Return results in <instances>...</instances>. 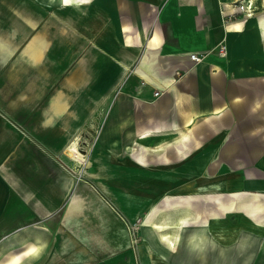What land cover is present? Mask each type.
<instances>
[{
  "label": "crops",
  "instance_id": "crops-1",
  "mask_svg": "<svg viewBox=\"0 0 264 264\" xmlns=\"http://www.w3.org/2000/svg\"><path fill=\"white\" fill-rule=\"evenodd\" d=\"M51 1L58 10L39 32V100L44 86L62 80L38 109L36 131L55 154L78 141L84 158H71L84 166L90 145L86 141L82 151V133L99 134L100 155L87 163L93 173L86 175L98 180V190L110 199L93 185L75 189L73 201L95 196L98 204L87 202L83 220L73 205L67 206L58 227L57 200L37 202L39 226L4 237L0 264L19 248L20 264H264V198L237 183L241 166L258 167L264 177V73L256 78L258 85L245 75L252 65L264 72L262 59L254 58L264 52V32L257 27L264 10L229 19L236 12L232 0ZM13 3L0 0V67L13 44L27 36L20 26L22 21L27 26V8L6 12ZM240 21L243 31L238 33ZM192 54L199 60H191ZM19 65H10L7 77L13 79L11 68ZM0 89L2 105L22 120L23 93L14 94L1 83ZM113 92L114 100L104 105ZM257 105L261 110L255 113ZM203 116L217 131L229 132L217 154L195 148L194 133L212 131ZM195 119L197 125L189 127ZM162 136L166 140L153 149ZM11 141L9 132L0 136V145ZM35 158L25 147L4 158L0 171L9 187L39 198L41 165ZM59 177L63 186H47V196L59 198L69 190L72 178ZM4 180L0 212L10 191ZM176 198L180 203H172ZM177 209L184 211L182 221L164 225V232L175 236L159 239L154 225L162 213L171 219ZM77 220L83 223V237L75 233ZM140 220L135 248L131 227ZM221 229L229 231L227 236Z\"/></svg>",
  "mask_w": 264,
  "mask_h": 264
},
{
  "label": "rangeland",
  "instance_id": "rangeland-1",
  "mask_svg": "<svg viewBox=\"0 0 264 264\" xmlns=\"http://www.w3.org/2000/svg\"><path fill=\"white\" fill-rule=\"evenodd\" d=\"M13 2L17 4H12L9 8V5L6 6L5 11L6 12H16V10L21 9L22 12L27 8V26L25 27V22H20V26L22 28V32L24 34V30H27V36L22 37L20 39L21 41L16 45L13 44L12 51L10 53L9 58L4 62L2 67H0V83L2 86L7 87L10 89V91L14 94L19 95L20 93H23V99L20 100V103L24 105V117L22 120H18L17 118H14L9 114V112L6 110L7 106L5 107L0 102V136H2L5 132L11 133L12 141L8 145H0V168L2 165V161L4 158H8L11 156L14 152H20L23 148H29L30 153L35 156L40 165L39 166V185H41V189H39V193L43 194L39 196V198L35 195H31L30 192L29 195H23L18 193V190L14 189L13 187H9L7 180H4V174L0 171V182L3 183V180L5 182L6 190L8 191V194L6 197H4V204L1 207L0 212V241L20 230L24 227L39 226V213L35 210L36 206L35 204L37 202H43L44 204H47L48 202L51 203V200H57L56 205H60V208L55 212L54 216L56 217V220H58V224H54L55 227L62 225V220L65 218L67 206L71 207V205L76 208V215L83 220L82 215L83 211L85 210L87 205L91 202L92 206H95L98 204L97 198L95 196H87V197H76L73 201V195L75 193V189L81 188L82 186L88 187V185H93L98 190L99 185L97 184L98 180L94 182L93 180L89 179V177L86 174L93 173V169L87 165V163L93 162L95 159V156L100 155V150L97 149V142L99 134L97 133H82L83 138L80 140V145L83 147L82 151H85V146H87L86 141L90 145V150L87 152V158L84 163L86 165H81V163L76 162L73 160L69 155L66 153L58 152L55 154V152L51 149H49L46 145H44L39 140V133L36 131V125H38V115H39V108H41L43 105H46L52 94L53 91H55L58 87H60L62 79L56 80L53 84H49L47 86H44V92L43 98L39 100V32L42 28H46L50 25L51 19L54 18L55 11L58 10V5L55 4L51 0H40L43 1L44 4H39V0H28V4H20L18 3V0H12ZM259 1L262 2L263 6L261 9V5H259ZM257 9L254 13L257 15L261 13V11L264 10V0H255ZM258 2V3H257ZM20 4V5H19ZM242 18H245V13L238 12L236 15H240ZM12 23L15 22L14 20L11 21ZM11 22H5L7 25ZM11 23V24H12ZM239 30L238 33L243 31V21H240L239 23ZM15 27V26H14ZM14 40V39H13ZM94 45V44H93ZM27 48V49H25ZM25 49V51H24ZM24 51V52H23ZM22 55V58L20 57ZM24 57L26 58L24 62ZM21 58V59H19ZM254 58H260L263 61L264 64V52L260 53L259 56H255ZM16 62L20 63L19 67L15 70L12 66V72H13V79L7 77V71H9L8 67L12 64H15ZM251 67V66H250ZM243 71V69H241ZM261 70V69H260ZM253 67L252 65V71L251 73L246 71L245 75L252 76L253 82H255V85H258L256 78L263 79V71H260ZM5 74V75H4ZM4 75V77H3ZM16 78V79H15ZM264 81V80H263ZM1 90V89H0ZM115 93H111L109 96V101H106L104 105H108L109 102H112L114 100ZM111 100V101H110ZM78 107L83 105V102L79 104V102L75 103ZM108 107V106H107ZM81 110L84 112L83 106L80 107ZM261 110V109H260ZM259 107L253 108V112L258 113ZM263 111V109H262ZM81 112V113H83ZM109 113V111H108ZM264 114V113H263ZM108 116V115H107ZM259 118V117H258ZM262 118V117H260ZM109 119V118H108ZM200 119H203L205 122V126H207L212 131L210 132H200V133H194L193 139L195 148L197 151H204L207 149H210L211 151H214V153H218L219 148H222V144L227 140L229 132H222L217 131V126L210 123L206 116L201 117ZM126 126V122L124 123ZM197 125V119L192 123V125H189V127L194 128ZM194 126V127H193ZM115 128V127H114ZM111 129V131H114L115 129ZM254 136H258L257 132L253 133ZM85 139V140H84ZM3 146V147H2ZM7 146L9 148H7ZM210 146L211 148H205ZM6 147V149H4ZM205 148V149H204ZM114 159V157H112ZM83 163V164H84ZM243 167V168H242ZM73 171H72V170ZM242 170V175L240 177V181L237 180L238 185H244L249 192L256 193V195H261L264 198V177L261 176V170L258 167L255 166H249L244 167L241 166L239 168V171ZM78 171V172H77ZM55 174H58L57 179L60 178L59 176H63L64 174L68 175L72 179L67 181V187H69L68 191L62 192L57 197L47 196L46 194L51 191H47L51 187V185H55L56 183L59 184V186H63L62 180L55 179ZM50 176H54V180L51 179ZM48 177V178H47ZM34 180V177L32 179L27 180L24 179L23 185H28ZM30 182V183H29ZM101 182V181H100ZM105 182V181H103ZM66 187V182H65ZM49 186V188L47 187ZM28 191V190H26ZM35 191L34 194H36L38 191ZM99 191V190H98ZM101 194V192L99 191ZM105 199H109L107 196H104L101 194ZM249 196V195H248ZM243 199V198H242ZM258 199V198H257ZM80 200V202H77ZM86 200V201H85ZM100 202V201H99ZM258 202V201H257ZM172 203H180L179 199L176 198V200L172 201ZM185 203H189L188 199ZM88 206V205H87ZM191 206V205H190ZM205 209L204 207H202ZM210 207H208L209 209ZM72 209V208H70ZM207 209V210H208ZM94 210V209H93ZM206 210V209H205ZM95 214L93 213V216ZM76 217V216H75ZM52 219L50 218L48 222H51ZM78 221V222H77ZM73 223V225H76L75 233L78 234L77 236L83 237V227L81 223L82 221L77 220ZM142 223L137 222V225H134L131 227V233L133 240L135 242V248L139 245L140 241H138V235L140 232L139 225ZM46 224V222H45ZM81 225V226H80ZM54 228H50V230L53 231ZM57 230V228H55ZM81 237V238H82ZM38 261V260H37ZM35 264V263H33Z\"/></svg>",
  "mask_w": 264,
  "mask_h": 264
},
{
  "label": "bare ground",
  "instance_id": "bare-ground-1",
  "mask_svg": "<svg viewBox=\"0 0 264 264\" xmlns=\"http://www.w3.org/2000/svg\"><path fill=\"white\" fill-rule=\"evenodd\" d=\"M231 3H239V4H243L242 5V10L245 12V18H251L253 17V15L255 14V10L257 9L256 5H255V0H232ZM257 27L260 28V30L262 32H264V13L262 14H259L258 15V19H257ZM146 138V137H144ZM163 140H166V136H162L159 141H157L155 144H154V148L153 149H158L163 143ZM78 142V141H77ZM77 142H74L72 143L70 146H68L66 149H65V152L72 158H76L78 160H83L84 158V155L80 152L79 148H78V143ZM149 147V146H148ZM172 216H171V219H169V216H166L167 217V221H166V217H164V214L162 213V215L159 217L160 218V222L157 224V225H154L157 229H160V232H159V239L163 240V239H167V238H172L174 235V232H170L169 230L168 231H165L164 232V225L165 224H170V220H171V224H175V223H179L182 221L183 219V215H181L183 212H180L178 209L177 210H173L172 211ZM166 221V222H165ZM229 231L227 229H221V234L223 236H227L226 234L228 233ZM178 235L176 236V239H177ZM163 242V241H162ZM31 244V243H29ZM173 245V243H172ZM24 247V246H23ZM27 247V246H26ZM172 247V246H171ZM31 246L29 245L28 246V249H30ZM168 249V248H167ZM22 250L19 248L18 250H16V252H13L11 254V256L9 257L10 260L8 262H6L5 264H20L21 263V256H22ZM29 257V256H28Z\"/></svg>",
  "mask_w": 264,
  "mask_h": 264
},
{
  "label": "built area",
  "instance_id": "built-area-1",
  "mask_svg": "<svg viewBox=\"0 0 264 264\" xmlns=\"http://www.w3.org/2000/svg\"><path fill=\"white\" fill-rule=\"evenodd\" d=\"M231 4L235 5V7H236V12H233L232 14L228 15V18H229V19H234V18H235V14H236L237 12L245 13V12L242 10V5H243V4H239V3H231ZM219 47H220V48H219V53H220V54H223V53H224V46H219ZM190 58H191V60H193V61H198V60H199V57H198L196 54H192V55H190ZM154 95L157 96V95H158V92H155Z\"/></svg>",
  "mask_w": 264,
  "mask_h": 264
},
{
  "label": "snow or ice",
  "instance_id": "snow-or-ice-1",
  "mask_svg": "<svg viewBox=\"0 0 264 264\" xmlns=\"http://www.w3.org/2000/svg\"><path fill=\"white\" fill-rule=\"evenodd\" d=\"M65 2H67V0H65Z\"/></svg>",
  "mask_w": 264,
  "mask_h": 264
}]
</instances>
